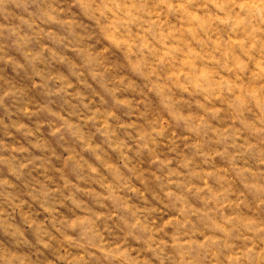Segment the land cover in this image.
<instances>
[{
  "label": "rangeland",
  "instance_id": "rangeland-1",
  "mask_svg": "<svg viewBox=\"0 0 264 264\" xmlns=\"http://www.w3.org/2000/svg\"><path fill=\"white\" fill-rule=\"evenodd\" d=\"M0 264H264V0H0Z\"/></svg>",
  "mask_w": 264,
  "mask_h": 264
}]
</instances>
